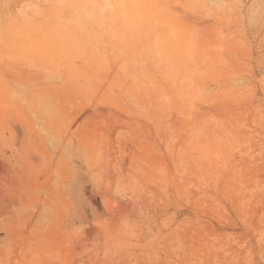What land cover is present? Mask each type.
Instances as JSON below:
<instances>
[{
  "label": "rangeland",
  "instance_id": "rangeland-1",
  "mask_svg": "<svg viewBox=\"0 0 264 264\" xmlns=\"http://www.w3.org/2000/svg\"><path fill=\"white\" fill-rule=\"evenodd\" d=\"M263 7L0 0V264H264Z\"/></svg>",
  "mask_w": 264,
  "mask_h": 264
},
{
  "label": "bare ground",
  "instance_id": "bare-ground-1",
  "mask_svg": "<svg viewBox=\"0 0 264 264\" xmlns=\"http://www.w3.org/2000/svg\"><path fill=\"white\" fill-rule=\"evenodd\" d=\"M152 2V1H151ZM208 3V2H207ZM239 3V2H238ZM240 4V3H239ZM238 4V5H239ZM153 6V5H152ZM239 7V6H238ZM94 8V7H93ZM264 8V7H263ZM100 9H101V5L98 7V8H96V9H94V12H95V14H96V16H94L95 17V19L96 18H99L100 19V17H101V12H100ZM119 9H121V8H119ZM90 12V11H89ZM263 12H264V10H263ZM92 13V12H91ZM93 14V13H92ZM124 14V13H123ZM257 14V13H256ZM262 14V13H261ZM259 15V14H258ZM255 16H257V15H255ZM81 19V21L84 23V19H83V16H79ZM79 17L77 18V19H79ZM189 17V16H188ZM187 17V18H188ZM195 17V16H194ZM237 17H239V16H237ZM259 17V16H258ZM240 18V17H239ZM260 18V17H259ZM258 18V19H259ZM261 18H263L264 19V17H261ZM72 19V18H71ZM126 19V18H125ZM256 20H257V17H256ZM240 21V20H239ZM260 22L262 21V20H259ZM192 22V21H191ZM241 22V21H240ZM244 22V21H243ZM262 23V22H261ZM198 24V23H197ZM237 24V23H236ZM81 25V24H80ZM83 25V24H82ZM199 25V24H198ZM84 26V25H83ZM165 26V25H164ZM261 27V26H260ZM212 28V26L210 27V29ZM61 29V28H60ZM199 29V28H198ZM262 29V28H261ZM62 30V29H61ZM67 30V29H66ZM257 30V29H256ZM62 32V31H61ZM65 32V31H64ZM67 33V32H66ZM66 38V37H65ZM263 39V38H262ZM65 40V39H64ZM67 45V44H66ZM119 52V51H118ZM51 81V80H50ZM40 83V82H39ZM47 86V85H46ZM31 87H32V85H31ZM45 92V91H44ZM38 96H39V94H38ZM39 97H41L42 98V96H39ZM35 100H36V98H34ZM33 99V100H34ZM32 100V101H33ZM35 100L33 101V103L35 102ZM48 100V99H47ZM29 101V100H28ZM31 101V100H30ZM30 101H29V103H30ZM32 101H31V103H32ZM39 101H41V99L39 100ZM26 104V103H25ZM40 104V103H39ZM44 104H45V102H44ZM43 104V105H44ZM42 105V104H41ZM44 107V106H43ZM33 109V108H32ZM41 110H42V108H40ZM40 110V111H41ZM36 115V114H35ZM39 116V115H38ZM37 116V117H38ZM36 117V116H35ZM42 128V127H41ZM41 130V129H40ZM52 139V138H51ZM22 143V142H21ZM19 202V201H18ZM54 204V203H53ZM21 224V223H20ZM109 225V224H108ZM119 228V227H118ZM118 228H116V227H112V226H107L106 228H104L105 230V235H106V237L107 238H110L111 240H120L121 239V237L120 236H122L125 232L127 233V231H128V229L126 230V231H123L124 233L122 234V230H118ZM122 228H124L123 226H122ZM126 229V228H125ZM124 229V230H125ZM125 233V234H126ZM213 238V237H212ZM118 241H116V242H118ZM115 242V241H114ZM123 242H124V240H123ZM122 242V243H123ZM119 244H120V241L118 242Z\"/></svg>",
  "mask_w": 264,
  "mask_h": 264
}]
</instances>
